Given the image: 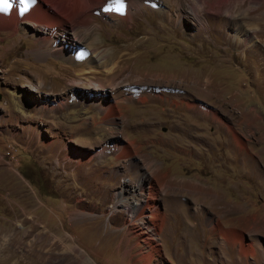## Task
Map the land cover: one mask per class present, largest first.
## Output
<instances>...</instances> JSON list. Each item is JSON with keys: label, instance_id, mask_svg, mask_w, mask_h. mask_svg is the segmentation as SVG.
Listing matches in <instances>:
<instances>
[{"label": "rangeland", "instance_id": "obj_1", "mask_svg": "<svg viewBox=\"0 0 264 264\" xmlns=\"http://www.w3.org/2000/svg\"><path fill=\"white\" fill-rule=\"evenodd\" d=\"M39 3L100 58H38L32 25L0 26V264H264V0ZM115 66L114 86L77 78ZM138 170L156 239L142 190L119 201Z\"/></svg>", "mask_w": 264, "mask_h": 264}, {"label": "bare ground", "instance_id": "obj_2", "mask_svg": "<svg viewBox=\"0 0 264 264\" xmlns=\"http://www.w3.org/2000/svg\"><path fill=\"white\" fill-rule=\"evenodd\" d=\"M48 1H51V0H48ZM119 4H121V3H119ZM34 5L36 6L35 14L30 12L31 7ZM102 7H101V9H102L101 11L104 10L106 5H105V7H103V8ZM22 8H23V5L13 3V6L11 8H8L5 11H0V26L1 25L6 26L9 24V23L7 24V22H9V21L12 22L11 20H13V22H16L18 24V26L15 29L19 30L20 29V27H19L20 22L19 21L21 19H23L24 22L32 25L36 31L40 32V33L35 32V31L32 32L33 37L37 38L39 43L41 44L40 48L35 51V54L38 58H42L46 55L55 53V54H58V55L66 58V59L75 60L78 62V64L86 63V62L88 64L89 62H91L93 57H97L96 59L100 58L99 57L100 54L98 55V53L95 51H91L90 49H89L90 51L89 50H87V51L86 50L85 51L84 50L76 51V49H74L72 46L65 44L68 42V40H70L69 37H67L65 34L66 29L61 30L62 34L59 33V37H61L62 40L64 41L63 43L60 42L61 38L60 39L56 38V36H55L56 30L53 29L54 28L53 26H55V22H57V21H51L52 20L51 14L48 11L42 9L41 4L39 3V0H36V2L34 4L29 3L28 10L24 14L21 15L20 9H22ZM127 10H128V7L121 9L120 14L128 17L129 16V12H128L129 10L128 11ZM44 20L46 21V23H44L45 25L44 26L42 25V27H41V24H43L42 22ZM44 29L48 30L46 34L43 33ZM58 30H59V28H58ZM75 37H76V39L79 38V37H77V34H75V36L73 37V40ZM73 40H72V42H74ZM104 55H106V54H104ZM101 62L102 61H100V63ZM98 66H101V65H98ZM116 66H118V65H116ZM116 66L113 68H110L109 72H105V74H103L104 69L99 68V67L98 68L80 69L77 73L78 77L77 76L76 77L81 79V80H86L89 83L88 88H96L97 87V88L104 89V88H107L108 86H114L115 76L112 75V72L114 70L118 69V68H116ZM92 79L96 80L95 81L96 84H95V82H94L95 85L93 84L94 86L91 85ZM72 80L75 83L78 81L75 78H73ZM84 83L87 84L86 82H84ZM32 89L38 91V88L32 87ZM39 91H40V89H39ZM141 99H142V101L145 100V98H141ZM104 110H105V114H108L111 116L118 113L117 112L118 110L116 109L115 104L107 105L104 108ZM230 128H232V127L230 126ZM122 148H123V150H128V147H126V146H122ZM126 152H128V151H126ZM142 174H143V172L140 170H138L136 172V175H140V177L137 178L134 182H132L133 180L131 181L133 183L132 184L133 187L130 189L129 193H128V189H125V190L123 189V191H121L119 193V195H120L119 201L121 203H124L126 201V199L129 197L128 194L134 196L136 194L134 192L142 190L140 195L143 198H140V200L138 199L139 202H137V205H135V206L131 205V206H127V207H129L128 210H129V213L131 215L130 211H131V208L134 206L132 208V210H133L132 216H133V220H135L136 223H137V221H140V225H141L140 231H142L143 234H147L148 235L147 238L149 237L151 239H156L157 234H158V231H157L158 225H159L156 222V219L161 222L163 220L162 219L163 217L161 215L159 207L155 204L156 194L153 191L154 190L153 185H152V183H150L148 185V189H144L145 188V184H144L145 179H144V176ZM125 204L127 205V203H125ZM217 227L218 226H216V228ZM242 238L243 237H241L239 239V242L241 243V250L243 252H245L246 254L252 253L253 252L252 246L247 245L245 243V241L242 240ZM229 239H233L234 241L237 239L236 231L230 232Z\"/></svg>", "mask_w": 264, "mask_h": 264}, {"label": "snow or ice", "instance_id": "obj_3", "mask_svg": "<svg viewBox=\"0 0 264 264\" xmlns=\"http://www.w3.org/2000/svg\"><path fill=\"white\" fill-rule=\"evenodd\" d=\"M36 0H0V11H5L13 6V3L23 5L20 14H24L28 10L29 3L34 4Z\"/></svg>", "mask_w": 264, "mask_h": 264}, {"label": "crops", "instance_id": "obj_4", "mask_svg": "<svg viewBox=\"0 0 264 264\" xmlns=\"http://www.w3.org/2000/svg\"><path fill=\"white\" fill-rule=\"evenodd\" d=\"M237 232H238V231H237ZM238 233H239V232H238ZM239 234L241 235V233H239ZM235 242H236V241H235ZM237 242H238V241H237ZM237 242H236V243H237ZM239 244H241V243L239 242ZM252 253H253V252H252ZM245 255H248V254H245Z\"/></svg>", "mask_w": 264, "mask_h": 264}]
</instances>
